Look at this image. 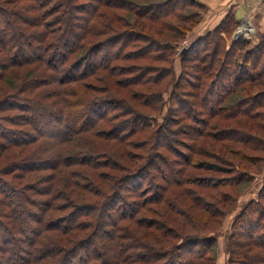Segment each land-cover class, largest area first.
Returning a JSON list of instances; mask_svg holds the SVG:
<instances>
[{
  "label": "trees",
  "instance_id": "1",
  "mask_svg": "<svg viewBox=\"0 0 264 264\" xmlns=\"http://www.w3.org/2000/svg\"><path fill=\"white\" fill-rule=\"evenodd\" d=\"M204 9L0 0V264H264V39L176 54Z\"/></svg>",
  "mask_w": 264,
  "mask_h": 264
},
{
  "label": "rangeland",
  "instance_id": "2",
  "mask_svg": "<svg viewBox=\"0 0 264 264\" xmlns=\"http://www.w3.org/2000/svg\"><path fill=\"white\" fill-rule=\"evenodd\" d=\"M200 4H203L205 6L204 12L202 13V18L201 22L199 23L200 28L204 27V21L206 18H212L211 17V12H215V16L211 19L210 26L208 28L212 29L215 24L219 22L221 18H224V16L227 14L229 10V6H232L231 8L233 9L235 19L238 23L237 27L233 31V36L236 32L248 42L249 47H254V45L260 40V31L262 26L260 24H251L249 22L248 16H252L254 12H259L261 15V21H264V13L262 9H264V0H196ZM230 5H229V4ZM209 9V11H208ZM121 14H124L123 11H120ZM246 13V14H245ZM237 14L239 15V21L237 20ZM242 14H245L246 16L243 17L246 18L247 24L250 26L251 30L248 32L245 26H241L243 23L242 20H240V16ZM260 19V18H259ZM241 21V22H240ZM198 25V26H199ZM197 26V27H198ZM196 27V28H197ZM240 27L244 28L245 31H247V35H242L241 32L239 31ZM194 29L192 33H190L186 40L181 41L177 48L175 49V53H177L178 49L180 51L182 50V46H187L192 42L194 39L199 37L202 33L199 32L200 30L197 31V29ZM199 28V27H198ZM204 30V29H201ZM199 35V36H198ZM232 38V36H231ZM234 39V37H233ZM179 51V52H180ZM175 70L178 73L179 71V66H178V60L175 64ZM167 95L164 97L166 98ZM206 174V173H204ZM264 183V171L259 175L255 177V181L253 182L252 186L241 196L239 199V208L242 207L245 203L248 201L254 200L257 196V193L259 190L262 188ZM235 215V214H234ZM233 219V215L229 216L222 227V232L220 235L216 238V264H226L227 260V254H226V248H225V241L226 238L225 236L228 234L231 228V222Z\"/></svg>",
  "mask_w": 264,
  "mask_h": 264
},
{
  "label": "crops",
  "instance_id": "3",
  "mask_svg": "<svg viewBox=\"0 0 264 264\" xmlns=\"http://www.w3.org/2000/svg\"><path fill=\"white\" fill-rule=\"evenodd\" d=\"M229 4V3H228ZM230 5V4H229ZM230 7H232V6H229V8ZM208 11H209V9H208ZM262 11H263V13H264V9H262ZM246 14V13H245ZM245 14H242L241 16H240V20H242L243 22V24L241 25V26H245V28L247 29V31L249 32L250 30H251V28H250V26L247 24V21H246V18H244L243 19V17H245L246 15ZM260 13L259 12H254L253 14H252V16H248V19H249V22H251V24H253V23H257V24H260L261 26H262V28H261V31H260V37L262 38V39H264V21L262 20L261 21V17H260ZM215 16V12H211V17L213 18ZM212 18H206L205 19V21H204V27H202V28H200V25L196 28L197 29V31L198 30H200L199 32H201L202 34L200 35V36H202V35H204L206 32H208V31H212L221 21H222V19L223 18H221L220 20H219V22L217 23V24H215L214 25V27L212 28V29H210V28H208L209 26H210V21H211V19ZM260 18V19H259ZM213 20V19H212ZM241 22V21H240ZM201 29H204V30H201ZM199 36V35H198Z\"/></svg>",
  "mask_w": 264,
  "mask_h": 264
},
{
  "label": "water",
  "instance_id": "4",
  "mask_svg": "<svg viewBox=\"0 0 264 264\" xmlns=\"http://www.w3.org/2000/svg\"><path fill=\"white\" fill-rule=\"evenodd\" d=\"M237 20L239 21V15L238 14H237ZM233 37H234V39H237L240 37V35L238 34V32H236ZM184 51H185V49L183 50V52Z\"/></svg>",
  "mask_w": 264,
  "mask_h": 264
},
{
  "label": "built area",
  "instance_id": "5",
  "mask_svg": "<svg viewBox=\"0 0 264 264\" xmlns=\"http://www.w3.org/2000/svg\"><path fill=\"white\" fill-rule=\"evenodd\" d=\"M241 34H242V35H247V33H242V32H241ZM181 48H182V50H183V49H185V46H182ZM179 51H180V49H178L177 53H179Z\"/></svg>",
  "mask_w": 264,
  "mask_h": 264
},
{
  "label": "bare ground",
  "instance_id": "6",
  "mask_svg": "<svg viewBox=\"0 0 264 264\" xmlns=\"http://www.w3.org/2000/svg\"><path fill=\"white\" fill-rule=\"evenodd\" d=\"M239 31L242 32V33H247V31H245V29L242 28V27H240Z\"/></svg>",
  "mask_w": 264,
  "mask_h": 264
}]
</instances>
